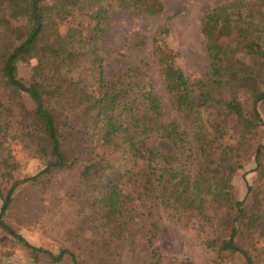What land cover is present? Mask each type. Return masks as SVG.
Returning <instances> with one entry per match:
<instances>
[{"label": "trees", "instance_id": "16d2710c", "mask_svg": "<svg viewBox=\"0 0 264 264\" xmlns=\"http://www.w3.org/2000/svg\"><path fill=\"white\" fill-rule=\"evenodd\" d=\"M163 9L164 0H0V181L19 168L13 141L44 161L38 173L9 178L6 194L0 190V227L35 264L40 254L48 264H192L160 254L163 213L183 227L198 220L213 264L236 255L264 264V0L205 10L199 31L211 62L198 78L176 62L168 27L160 30L156 64L188 130L164 119L163 99L151 86L104 75L110 15ZM227 30L233 36L223 42ZM20 61L30 66L28 80L18 75ZM248 164L254 178L239 198L235 179ZM55 171L66 172L64 189L48 193L45 210L71 208L68 245L56 254L3 218L21 183Z\"/></svg>", "mask_w": 264, "mask_h": 264}, {"label": "rangeland", "instance_id": "374dc122", "mask_svg": "<svg viewBox=\"0 0 264 264\" xmlns=\"http://www.w3.org/2000/svg\"><path fill=\"white\" fill-rule=\"evenodd\" d=\"M50 0H44L49 2ZM228 0H164V9L158 15L135 14L131 11H118L110 15L106 23V35L102 42L101 55L105 77L122 83L129 79L149 85L163 99L164 119L176 122L181 128L188 130V125L180 112L171 105L165 82L160 76L155 55L160 43V30L167 26L165 42L176 52V62L190 78L203 76L210 65V56L206 50L199 27L200 19L208 8L225 3ZM1 34V33H0ZM230 30L226 31L222 41L232 38ZM244 58H247L245 56ZM34 61H31V65ZM30 66L18 62V75L24 80L29 79ZM163 149L169 148L162 139H155ZM12 153L19 164L13 172H6L0 181L1 194L9 189L8 179L22 180L33 176L44 168V161L31 156L25 144L13 141L10 144ZM197 153V149H194ZM261 153V159L264 158ZM252 164L239 172L235 179L236 193L243 198L246 192V181L251 182L254 173L250 172ZM66 172L55 171L40 181L21 183L13 192L14 202L4 220L21 234L28 242L43 247L54 254L67 247L63 239L64 230L71 223L69 205L61 212L50 213L45 210L48 193L53 190L62 191V181ZM10 183V182H9ZM2 204L0 195V207ZM199 222L195 218L189 220L185 227L172 221L163 213L159 222V233L156 244L165 260L189 259L192 264H213V252L208 250L197 236ZM49 258L40 254L38 264H48ZM0 264H35L30 251L7 234L0 227ZM71 264L65 260L64 263ZM228 264H244L243 258L236 255L229 259Z\"/></svg>", "mask_w": 264, "mask_h": 264}]
</instances>
